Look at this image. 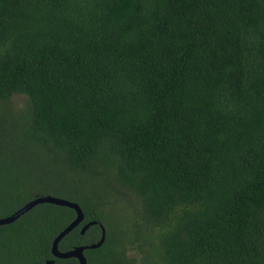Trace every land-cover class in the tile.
<instances>
[{"label": "trees", "instance_id": "16d2710c", "mask_svg": "<svg viewBox=\"0 0 264 264\" xmlns=\"http://www.w3.org/2000/svg\"><path fill=\"white\" fill-rule=\"evenodd\" d=\"M0 216L75 201L85 264H264V0H0ZM114 207L116 218L110 215ZM41 202L0 264H76Z\"/></svg>", "mask_w": 264, "mask_h": 264}, {"label": "water", "instance_id": "95a60500", "mask_svg": "<svg viewBox=\"0 0 264 264\" xmlns=\"http://www.w3.org/2000/svg\"><path fill=\"white\" fill-rule=\"evenodd\" d=\"M41 202H50V203H55L58 205H65L67 207H70L74 210V215L72 218L52 237L50 241V253L54 257H74L76 259V264H85L86 259L83 254V249L88 248V247H96L101 242L103 241L104 238V228L103 225L99 223L100 227V234L98 239H96L93 242L90 243H85V244H76L70 247L69 249L61 250L58 248V241L60 238L66 234L69 230L77 226L83 219V213L81 211L80 206L72 200H68L66 198L52 195V194H40L33 196L23 203H21L19 206H17L15 209H13L10 213L0 216V224L3 223H9L13 221L15 218H17L20 214H22L24 211L28 210L31 208L33 205ZM96 220H87L84 221L80 226H79V233H83V231L91 224L95 223ZM53 260L52 258L46 259L43 262H29L27 264H49Z\"/></svg>", "mask_w": 264, "mask_h": 264}, {"label": "rangeland", "instance_id": "374dc122", "mask_svg": "<svg viewBox=\"0 0 264 264\" xmlns=\"http://www.w3.org/2000/svg\"><path fill=\"white\" fill-rule=\"evenodd\" d=\"M24 97L22 95L14 96L8 100L0 101V110H8L11 106L12 108H19L22 105ZM110 215L115 216L116 218H120L118 215H116V212L114 210V207L109 209Z\"/></svg>", "mask_w": 264, "mask_h": 264}, {"label": "clouds", "instance_id": "9594fccd", "mask_svg": "<svg viewBox=\"0 0 264 264\" xmlns=\"http://www.w3.org/2000/svg\"><path fill=\"white\" fill-rule=\"evenodd\" d=\"M83 220V219H82ZM82 224V221L77 225V226H80Z\"/></svg>", "mask_w": 264, "mask_h": 264}]
</instances>
